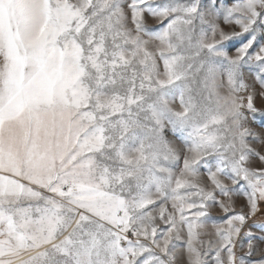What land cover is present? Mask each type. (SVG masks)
<instances>
[{"label": "snow or ice", "instance_id": "6c2138e0", "mask_svg": "<svg viewBox=\"0 0 264 264\" xmlns=\"http://www.w3.org/2000/svg\"><path fill=\"white\" fill-rule=\"evenodd\" d=\"M0 264H264V0H0Z\"/></svg>", "mask_w": 264, "mask_h": 264}]
</instances>
